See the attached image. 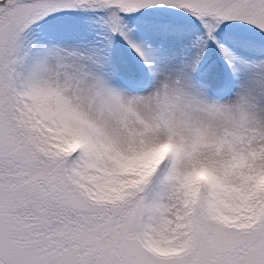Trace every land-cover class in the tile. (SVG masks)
Segmentation results:
<instances>
[{"label":"rangeland","instance_id":"rangeland-1","mask_svg":"<svg viewBox=\"0 0 264 264\" xmlns=\"http://www.w3.org/2000/svg\"><path fill=\"white\" fill-rule=\"evenodd\" d=\"M75 1L96 18V31L73 25ZM142 13L192 26L162 31ZM227 43L264 56V0L0 7V264H264V164L249 158L264 152V124L252 100L231 90L238 73L229 78ZM47 54L56 70L39 75ZM61 89L108 130L77 105L69 113ZM25 114L53 144L14 140ZM72 115L88 129L74 127ZM25 128L22 140L31 135ZM108 131L124 134L128 151H116ZM207 147L209 164L200 160ZM163 160L162 185L147 179L137 194L131 186L122 194L120 171L149 178Z\"/></svg>","mask_w":264,"mask_h":264},{"label":"bare ground","instance_id":"bare-ground-1","mask_svg":"<svg viewBox=\"0 0 264 264\" xmlns=\"http://www.w3.org/2000/svg\"><path fill=\"white\" fill-rule=\"evenodd\" d=\"M189 38H190V40H189V44H190V43L193 42V38L194 37L190 36ZM167 39H168V37L166 38V40ZM182 39H186L185 44L189 45L187 43L188 42L187 41V36H186V38L183 36ZM193 45H194V47L197 46V48L200 51H203L204 48H205L204 45L202 43H200V42L193 43ZM50 46L51 45H49V49L51 48ZM226 46H227V49H228V51L230 53L229 60H230L231 72H230L229 78H231L234 70L237 69V73H238V75L236 76L237 79H238L237 82L233 86L230 85L231 86V90L240 88L245 93V95H247L252 100L253 105L257 108V111L259 113V115L256 114V118H257L256 119V123H259V125L260 124H264V73H263L264 72V56L263 55L255 56L254 54H251V53L248 54V53L244 52L240 47L236 48L237 46L235 47L233 44L227 43ZM51 49L53 50L54 54L61 55L64 52L62 49H57V48H51ZM244 57H247V59H245ZM43 62L45 63V70H44V68H43V70H42V68H40V69L38 68L40 71L36 70V71H38L37 74L40 75L42 73V75L45 76L49 72L51 73V71L56 70V64H55V62L53 60V57L50 56L49 54L46 55V57L43 60ZM75 62L77 63L78 61L75 60ZM186 66H187V69L192 68V63L190 62V60L187 61V65ZM93 71H94V75H93L94 78H97L96 74H95L97 72L95 70H93ZM31 79L38 81L41 78L39 76L33 74ZM96 80L97 79H95V81ZM209 81H211V80L209 79ZM204 83H206V82H204ZM216 84H217L216 86H219V83H216ZM61 90L67 95L70 94L69 90H67V91H66V89H61ZM78 91L79 90L77 88L75 90L77 95H79ZM228 95H229V93L227 92V93L223 94L222 96H220V98H221L220 102L223 103L222 98H225ZM69 101H70V102H68V107H69L68 111H69V113H70V111L73 110L72 106L73 105H77L76 110L80 113L81 116H82V113H87L89 115L88 121L97 123V124L101 125L102 127L104 126L105 129H107L106 128V124L104 122H102L103 117L101 115H97L93 111H88V109L86 108L84 102H81L80 104H77L78 102H76V100L73 97H71L69 99ZM68 120L72 123V125L74 127L75 126H81L85 130L88 129V127H87L88 124L83 120V118L82 119L80 117L77 118L76 115H72V116L69 117ZM183 127L186 128V125H184ZM256 127H257V125H256ZM103 130H104V128H103ZM108 132L113 137V146L115 147L116 151H119V152H122V151L126 152V150L128 151V149H129L128 142L129 141H128V138H126L124 134H121L120 136L115 137L116 134H113L112 131H108ZM123 132H121V133H123ZM159 141H161V140H159ZM207 141H208V138L206 139V142ZM129 144H130V142H129ZM211 150H212V148H208V147L206 149H204L203 153L200 156V160H201L202 163H207L208 161H213V160L215 161L214 158L211 160V154H212ZM111 152H113V150L109 149L108 153H111ZM212 156H214V155H212ZM225 157H224V159H225ZM249 158L251 160L258 161L259 164H264V152H263V154H261L259 156L258 155H250ZM207 164H209V163H207ZM209 167H211V166H209Z\"/></svg>","mask_w":264,"mask_h":264},{"label":"trees","instance_id":"trees-1","mask_svg":"<svg viewBox=\"0 0 264 264\" xmlns=\"http://www.w3.org/2000/svg\"><path fill=\"white\" fill-rule=\"evenodd\" d=\"M13 1L15 0H0V7H6L7 5L11 4ZM88 2V1H85ZM79 3V5L81 4L80 1H75V6H77V4ZM92 4L95 3V1L90 2ZM78 5V6H79ZM77 6V8H74V10L72 11V18H73V25L77 26V27H82L85 29H89L91 31H96L97 28V20L95 17H93V15L91 13H89V11L87 9H81ZM144 16L145 21L153 27H157L159 30H169L172 32H180L183 30H188L192 24L191 23H183V22H178V21H174V20H164V21H160V20H155L152 18H148L146 17V14L142 13ZM23 43V41H22ZM19 54H20V50H19ZM222 61L223 57H222ZM135 64H138L137 62ZM19 68L17 67L16 70H18ZM25 118L28 120L27 121V128L24 127L22 121H21V127H15V133H14V140L17 141L19 144H24L29 148H33L32 144L35 145H40L41 147L46 144L48 146H50L53 143H50L48 141L47 138V134L45 132H42L41 129L34 123L33 120L28 119L29 117L25 114ZM30 120V121H29ZM9 124L11 127H14V120L9 119ZM23 128L27 129L30 131V136L26 139V140H22L21 138L24 136L23 134ZM19 132V135H18ZM28 140H30L28 142ZM35 142V143H33ZM69 159L73 158V153L72 152H68L67 153ZM73 161V160H71ZM164 160L160 163L159 165V169L157 171H155L152 174V177H146L143 175H138L137 173H130L128 171L122 170L120 171L119 175L121 177V181H122V189L121 192H123L122 194H125L126 191H129V186H131V188H133V192H135V194H137V192L140 189L141 186V181H146L147 179L150 180L151 182V187L154 186L155 188L158 187V185H162V181L160 180V168L163 166ZM206 185L203 181H201L200 183V187H199V194L201 196H203L206 201H210V198L207 195V190H206ZM125 192V193H124ZM199 194H197V198L198 196H200ZM208 198V199H207ZM217 210V209H216ZM218 211V210H217ZM222 215H225L224 212H219ZM234 225L236 224H240L239 222H237L236 220L232 222Z\"/></svg>","mask_w":264,"mask_h":264}]
</instances>
